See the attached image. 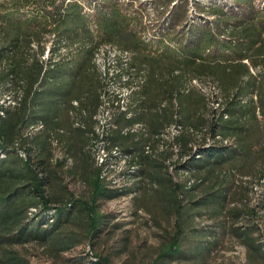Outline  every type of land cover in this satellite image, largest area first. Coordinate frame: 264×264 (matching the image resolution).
Masks as SVG:
<instances>
[{
	"label": "trees",
	"instance_id": "trees-1",
	"mask_svg": "<svg viewBox=\"0 0 264 264\" xmlns=\"http://www.w3.org/2000/svg\"><path fill=\"white\" fill-rule=\"evenodd\" d=\"M92 1L100 38L77 0H0V152H6L0 156V264H36L16 246L39 243L61 253L85 241L97 259L88 251L72 262L112 264L109 253L94 251L114 218L101 202L137 193L143 174L168 194L163 207L174 214L175 224L155 256L141 264H206L229 220L248 248L264 257L260 208L234 202L239 190L253 194L264 179V20L259 21L264 12L254 0H233L237 10L217 0H178L172 7L175 0H153L161 13L169 11L162 26L165 36L178 42L173 49L161 41L145 42L124 0ZM201 11L212 18H201ZM103 40L129 49L133 65L145 76L129 111L118 110L108 135L139 165L140 178L122 190L102 176L91 152L103 91L94 53ZM227 48L231 55L222 53ZM193 78L214 81L216 99L192 86ZM40 122L44 128L28 135ZM139 122L147 130L125 131ZM175 123L184 129L173 141L164 138L170 156L157 158L152 140ZM71 133L85 136L84 146L66 144ZM53 137L59 138L63 158H55ZM17 144L30 151L27 159ZM147 144L154 153L146 152ZM170 165L194 180L175 181ZM162 166L168 176L150 168ZM72 184L84 186L86 193ZM204 217L210 222L203 223Z\"/></svg>",
	"mask_w": 264,
	"mask_h": 264
},
{
	"label": "rangeland",
	"instance_id": "rangeland-1",
	"mask_svg": "<svg viewBox=\"0 0 264 264\" xmlns=\"http://www.w3.org/2000/svg\"><path fill=\"white\" fill-rule=\"evenodd\" d=\"M66 1L68 2V0ZM77 1L83 4V6L84 3L86 4V6H84L85 11L89 7L91 8L92 11L89 14V16L93 19L91 27L95 31H97V35L100 38L101 36H100V32L98 31L99 30L98 25L94 21L95 18L94 7L89 4L88 0H77ZM224 1L225 3L233 2V0H224ZM123 3L125 5V12L132 17L133 26L139 20L140 23L139 34L141 38L144 40L145 33L152 36L153 38L154 35L152 33L155 32L154 30L157 28V26H159L158 23H161L160 21H162L163 16L165 17L167 13L165 12L163 14L159 10L155 11L154 9L153 11V9H151L150 7L148 8V4L150 5L151 1L143 0L142 4L140 5H138L139 2L138 1L136 2V0H124ZM253 3L256 9L264 12V0H254ZM37 5L38 4L36 2L32 3L29 6L30 11L34 12L37 9ZM195 6H196L195 4L190 3L189 10L191 13H193L194 16H197L198 13ZM48 7L52 8V5H48ZM88 11L89 9L86 12ZM199 14L201 18H206V17L212 18L209 15H205V12L202 11ZM260 18H262L261 20H264V13H262V15H259V21ZM165 35L163 36L159 35L156 37L154 36L155 38L152 39L151 42L149 43L156 45L159 41H161V45L163 47L169 45L173 47V49H175V47L178 46V42L175 41L174 39L168 38V36L166 37ZM102 42H108V40H103ZM224 51L225 52L222 53L226 55L232 54L231 49L227 48ZM252 69L254 70L255 73L259 72V69L257 68L252 67ZM193 84L196 88H198L205 94L211 96L210 97L211 101L215 100L216 94L219 93V88L217 84L212 80L198 81L196 83L193 82ZM5 98L6 99L10 98V95L5 96ZM5 98L2 99V101L5 100ZM212 106L218 107V103L216 101H213ZM115 111L116 110L111 111L113 112L114 117H116L117 114V111L116 112ZM164 138L165 140H167V142L173 141L172 137H168L167 134L164 135L161 139L152 140V145L155 149V152H157L156 157L160 159L163 158L167 159L170 156V146L167 145V142H164ZM152 145H151V149H152ZM176 148L179 151V146L177 144H173V150L175 153L178 152L176 151L177 150ZM130 160L131 158L130 159L128 158L126 162L124 163L121 162L119 164L115 161L112 162L111 164L114 165L113 168L111 166L113 171L111 170V172L109 173V177L111 178L114 177L118 179L117 183H119L121 176H124L125 179H127L126 181L130 180L129 182L131 183L129 184L131 186L128 184L125 186L126 188L133 187L134 183L140 178L137 175L139 165L133 160L132 161ZM133 167H134V171L131 172V170L129 169H132ZM142 167L143 166H141V168ZM144 168L149 169V164H146ZM150 168L154 170L155 173L161 171L162 174L166 176L169 175L168 170L163 166L155 167V168L150 167ZM108 169L110 170V164ZM170 171L173 173V179L175 181H181L187 179L189 182V180L193 179L189 176V174L186 171H180L176 173L172 165H170ZM121 172L123 174L120 175ZM127 175L128 176L132 175V176H130L131 178L130 177L128 178ZM142 180L143 181L140 183L141 189H137L138 190L137 193L134 191V192H130L126 196L107 199L101 202L102 210L111 214L114 218L111 227L104 231L102 240L100 241V243L96 245V247H94V251H98L101 254H105L106 252L109 253L112 258V264H141L143 263V261L151 259L158 252L159 247L162 241L166 238V236L174 231V224H175L174 214L163 207L164 203L166 202L165 199L168 197V194H165L166 193L165 191L161 193L158 192L156 186H154L156 181L149 178L148 176L143 174ZM259 187H261V185H259ZM72 188H74V190H76L77 192L84 191L86 193L87 191V189L84 186L77 188L74 184H72ZM118 188H122V187H118ZM234 202L236 204L235 206L237 207H240L242 205L248 207L251 206L252 204L260 208L259 212L261 214V217L259 218V222L264 231V189L263 188L260 189L255 187V193L253 194L248 193V191L243 189L239 190V192L237 193V197L234 199ZM145 206L151 207L153 211H149ZM206 218L207 217H204L203 223L207 222ZM244 222L249 223L248 221H244ZM229 224H230L229 229H221L220 231L221 243L209 256L206 264H264V257L258 254L257 252L250 250L243 241V237L236 235L232 231L235 222L229 220ZM236 224H240V222ZM262 239L264 241V238ZM90 248L91 247L88 241H85L84 243L78 245L76 248L72 250L62 251L61 253H58L56 251L52 252L48 247H45L44 245H41L39 243H28L25 244L24 246H16V249L20 250L23 254L26 255V257L32 263H36V264H75L74 262H72V259L76 258L75 256H78L80 254L86 255L88 251H90L91 253V258L92 257L96 258L92 254L91 250H89Z\"/></svg>",
	"mask_w": 264,
	"mask_h": 264
},
{
	"label": "bare ground",
	"instance_id": "bare-ground-1",
	"mask_svg": "<svg viewBox=\"0 0 264 264\" xmlns=\"http://www.w3.org/2000/svg\"><path fill=\"white\" fill-rule=\"evenodd\" d=\"M137 1L139 2L138 5L142 4V2H143V0H140V1L136 0V2ZM144 1H151L150 5L147 3L148 8L150 7L151 9H153V11H154V9H155V11L158 10L155 8V6H153L155 3V2L153 3V0H144ZM217 1L219 3L224 2V4L226 5L227 8L234 7L236 10L238 9L237 5H235L234 2L225 3L224 0L223 1L217 0ZM177 2H178V0L173 1L172 4H170L171 7L174 6ZM84 6H86L85 3H84ZM88 7H86V8H88ZM88 9H89L88 13H90L92 10L90 7ZM166 13L167 14L165 15V17L163 16L162 21H160L161 23H158L159 26H157V28L154 30L155 32L152 33L155 37L159 36V35L163 36V35L167 34L166 28H164V26H162L165 18L169 14V11H167ZM155 25H157V24H155ZM154 36L152 38V36L145 33L144 41L149 43V42H151L152 39L155 38ZM49 46L50 45L48 44V48L46 50L45 56H48V54H49ZM132 58H133V53L129 49L123 48V47H121V46H119L113 42H110V41L100 43L97 46L95 53H94V62L98 68L100 78H101V82L103 83V91L101 94V103L99 104V108H98L96 114L94 115V118H95L94 119L95 120L94 134L95 135L93 136V141L91 144V152L93 154L92 157L94 158L95 164L102 169V171H101L102 176L107 178V180L110 182L109 184H111V186L117 187V188L118 187L126 188L125 186L131 182H129L130 180L126 181L127 179H125L124 176H121L119 183H117V180H118L117 178L109 177V173L111 172L112 168L114 167V165L111 163L114 161L117 162L118 164L121 162L124 163L127 161L128 158L130 159L131 157L129 154L123 153L121 148L118 145H113L111 143V141L109 140V136H108L109 133L112 132L111 130L114 127H116V124H115L116 121H114L115 117H114L113 112H111V111H113V110H116L117 112H118V110L125 111V112L129 111L128 109H129V106L131 104L132 94L136 89L140 88V84L144 81V77H145V76L143 77L141 74L142 72L140 73V70L138 71V69L133 65ZM198 81H199V79L193 78L192 86H194L193 82L196 83ZM13 103H15V101H13ZM74 103L78 104L77 101H75ZM174 103L176 104V102H174ZM81 123L82 122H76L75 124L77 126H83ZM180 124L181 123H175V124L169 125L166 128L165 133L162 134V136L167 134L168 137H172V139H174V136L177 135L180 131H182L184 129L183 128L181 130L182 126ZM43 128H44V124H43V122H40V123L32 126L28 130L27 134L33 135ZM130 129L132 131L147 130L145 125L141 122L136 123L134 126H132V128H126L125 131L127 132ZM54 137H53V144H54V146H56L55 151H54L55 152V158L56 159L63 158V153H62L61 149L59 148V144H58L59 138L57 139ZM222 139H223L222 141L225 144L232 143V140L230 138H222ZM20 145L17 144V150L22 157L27 159L29 157L30 151L28 152V150L26 148H24ZM60 146H61V144H60ZM176 151H178V149ZM146 152L149 154L152 153L151 144L146 145ZM0 156L1 157L6 156L5 150L0 152ZM130 161H132V159ZM109 164H110V170L108 169ZM111 166H112V168H111ZM137 169H138V167H137ZM129 170H131V172H133L134 167L132 169H129ZM135 170H136V168H135ZM121 174H123V173L121 172L120 175ZM130 176H132V175H130ZM130 176L127 175L128 178ZM192 181H193V179H191L189 181V183H191ZM258 183H260V182H258ZM259 185H261V187H259ZM255 187L260 188V189L261 188L264 189V179H262L261 183L256 185ZM122 188H121V190H122ZM36 210L37 209L35 207L31 208L30 213H33ZM92 259L96 260L97 258L92 257Z\"/></svg>",
	"mask_w": 264,
	"mask_h": 264
},
{
	"label": "crops",
	"instance_id": "crops-1",
	"mask_svg": "<svg viewBox=\"0 0 264 264\" xmlns=\"http://www.w3.org/2000/svg\"><path fill=\"white\" fill-rule=\"evenodd\" d=\"M89 4L91 5V6H93L94 7V9H95V3H94V1H90L89 2ZM95 13V12H94ZM250 97L252 98H254V100L255 101H257V95L256 94H250ZM248 99V98H247ZM247 99H245V100H247ZM259 116H260V118H262V114H259ZM70 137H69V139H68V141H67V143L66 144H74L75 146H76V148L78 149V148H80L81 146L80 145H83L84 146V140L86 139V137L85 136H83V135H81V136H79V135H77V134H70L69 135ZM80 146V147H79ZM75 148V149H76ZM80 154V152L78 153V155Z\"/></svg>",
	"mask_w": 264,
	"mask_h": 264
},
{
	"label": "built area",
	"instance_id": "built-area-1",
	"mask_svg": "<svg viewBox=\"0 0 264 264\" xmlns=\"http://www.w3.org/2000/svg\"><path fill=\"white\" fill-rule=\"evenodd\" d=\"M89 250H91V248H90ZM91 252H92V251H91Z\"/></svg>",
	"mask_w": 264,
	"mask_h": 264
}]
</instances>
